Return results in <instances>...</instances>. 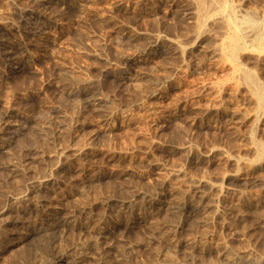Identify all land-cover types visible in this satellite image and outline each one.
Here are the masks:
<instances>
[{
	"label": "rangeland",
	"instance_id": "rangeland-1",
	"mask_svg": "<svg viewBox=\"0 0 264 264\" xmlns=\"http://www.w3.org/2000/svg\"><path fill=\"white\" fill-rule=\"evenodd\" d=\"M19 1L0 0V264H264V0H206L209 19L86 0L29 22ZM200 180L220 201L198 202ZM19 211L62 228L26 237Z\"/></svg>",
	"mask_w": 264,
	"mask_h": 264
},
{
	"label": "bare ground",
	"instance_id": "bare-ground-1",
	"mask_svg": "<svg viewBox=\"0 0 264 264\" xmlns=\"http://www.w3.org/2000/svg\"><path fill=\"white\" fill-rule=\"evenodd\" d=\"M21 1V0H20ZM19 1V2H20ZM23 1V0H22ZM26 3H27V5H24L25 7H28V11H26V12H24V14L22 15V16H25L26 17V20L28 19L29 21L31 20V16H33V11L31 10V6L32 7H35V9H36V7H41V6H48V4H54L56 7H60L62 10H64V9H66L67 7H69V6H71V5H75L77 2L79 3V2H81V1H86V0H24ZM193 1H195L196 2V4H197V6L200 8V10L202 11V9L204 8V6H205V1L206 0H193ZM214 1H216V0H214ZM217 2V1H216ZM219 3V2H218ZM21 4V3H20ZM208 4H209V6H212L209 2H208ZM225 4V3H224ZM227 4V3H226ZM50 5V6H51ZM215 5H217L216 3L213 5V6H215ZM220 6L222 5L223 6V3L222 4H219ZM23 6V5H22ZM209 6H208V8H209ZM212 6V7H213ZM218 6V5H217ZM219 6V7H220ZM207 7V6H206ZM226 7V6H225ZM224 7V8H225ZM46 8V7H45ZM199 8H198V11H199ZM216 8V6L214 7V9ZM229 8V7H228ZM232 8V7H231ZM230 8V9H231ZM54 9H55V7H54ZM206 10H207V8H205ZM214 9L212 10V8H211V10L212 11H214ZM229 9V10H230ZM16 10V9H15ZM18 10H20V9H18ZM38 10V9H37ZM36 10V11H37ZM60 10V9H59ZM197 10V9H196ZM204 10V9H203ZM210 10V8H209V11H211ZM217 10V9H216ZM220 10V9H219ZM223 11H224V9H222ZM40 10H38V12H39ZM200 11V12H201ZM208 11V10H207ZM207 11H204L205 13L204 14H202L203 13V11L200 13L199 12V14H202V16L203 17H205L206 18V16L208 15V14H213V13H207ZM14 12H16V11H14ZM13 12V13H14ZM20 12V11H19ZM40 12H42V11H40ZM39 12V13H40ZM45 12V11H44ZM43 12V13H44ZM233 12V11H232ZM232 12H231V14H232ZM12 13V14H13ZM197 15V13H196V15L198 16V18H199V16L200 15ZM207 14V15H206ZM230 14V16H232ZM22 16H20V18H23ZM212 16V15H211ZM254 16V15H253ZM252 16V17H253ZM14 17H17V16H14ZM24 17V18H25ZM49 17V14H48V12L47 13H45V14H42V15H38L37 16V18H36V21L31 25V23L30 24H26V25H28V28L30 29V32H31V29H36V28H40V27H42V25L45 23V20L47 19ZM207 17H209V15L207 16ZM214 17H215V15H214ZM250 17V16H249ZM52 18V17H51ZM232 19V17H229V19ZM246 18V17H245ZM248 18V17H247ZM256 18V17H255ZM255 18H253V20H255ZM19 19V18H18ZM206 19H209V18H206ZM211 19V18H210ZM235 19H239V18H235ZM234 19V20H235ZM27 20V21H28ZM205 20V19H204ZM253 20H251V19H248L247 21H248V23H249V25H250V27H251V25L253 26V28H255L256 27V29H257V23H255ZM256 20H258V19H256ZM20 21V20H19ZM28 21V22H29ZM33 21V20H32ZM236 21H238V20H236ZM259 21V20H258ZM235 22V21H234ZM241 22V21H240ZM239 21H238V23H240ZM261 22V21H260ZM200 23V22H199ZM236 23V22H235ZM237 23V24H238ZM245 23V22H244ZM262 23V22H261ZM198 24V23H197ZM201 24H202V22H201ZM207 24V23H206ZM227 24V23H226ZM246 24V23H245ZM239 25V24H238ZM242 24H240L238 27H240ZM244 25V24H243ZM249 25L247 26V27H249ZM261 26H262V24H261ZM199 27V26H198ZM202 27V26H201ZM232 27V26H231ZM245 27V25L244 26H242V28H244ZM246 27V28H247ZM249 27V28H250ZM263 27H264V23H263ZM204 28V27H203ZM241 28V29H242ZM233 29V28H232ZM236 29V28H235ZM245 29V28H244ZM251 30H252V28H250ZM256 29L255 30H253V31H256ZM258 29H260V28H258ZM262 30H263V28H261ZM204 30V29H203ZM234 30V29H233ZM241 31V30H240ZM247 31V30H246ZM253 31L251 32V34H253ZM259 31H261V30H259ZM258 30L256 31V32H259ZM235 32H237V29L235 30ZM241 32H243L244 33V30L242 29V31ZM228 33H230V32H228ZM239 33V32H238ZM238 33H232V35L231 36H229V38H228V40H227V42H228V44H227V46L225 47V51H226V56L225 57H227V56H230V57H234L235 58V56L237 57V54H239L240 52H241V50L243 49V46H242V43H241V40H242V38H241V34L239 35ZM249 33H250V31H249ZM249 33H248V31H247V33H245V34H248L249 35ZM260 33L261 32H259V35H260ZM244 34V35H245ZM256 34V33H255ZM226 35V34H225ZM248 35H246L247 37H249ZM258 35V37H260ZM264 35V34H263ZM263 35H261L262 37H260V38H263ZM253 36H254V34H253ZM255 36H257V35H255ZM245 37V36H244ZM244 39V38H243ZM252 39V38H251ZM259 40V39H258ZM257 41V40H256ZM263 41H264V39H263ZM250 42V41H249ZM255 42V39H253V43ZM258 43V42H257ZM226 44V43H225ZM244 44V43H243ZM258 44H260V43H258ZM262 44V43H261ZM264 44V43H263ZM221 45H224V44H221ZM0 46H1V44H0ZM225 46V45H224ZM244 47H247V46H245L244 45ZM262 47V46H261ZM259 48V49H262V48ZM252 48V47H251ZM154 49V46L153 45H151L149 48H144V51H149V50H153ZM219 49H221V48H219ZM248 49H250V47L248 48ZM259 49H256V50H259ZM5 50V49H4ZM14 50V49H13ZM254 50H255V48H254ZM255 50V51H256ZM143 51V50H142ZM223 51V50H222ZM221 51V52H222ZM224 51V52H225ZM14 52V51H13ZM263 52V51H262ZM243 53V52H242ZM241 53V54H242ZM255 53V52H254ZM261 53V52H260ZM225 54V53H224ZM245 54H248V53H245ZM13 53L12 52H10V51H1V53H0V60L2 61V62H9V61H11V59L12 58H14L13 56ZM244 55V54H243ZM136 56V55H135ZM135 56L133 57H131L130 59H128V61H127V64L128 65H130V63L131 62H133V61H135L136 59H135ZM261 56V55H260ZM263 56H264V53H263ZM230 57H227V58H230ZM258 57V56H257ZM241 58V57H240ZM260 58V57H259ZM262 58V57H261ZM225 60H226V58H224ZM258 59V58H257ZM229 60V59H228ZM227 60V61H228ZM236 60V59H235ZM234 60V61H235ZM139 61V60H138ZM137 62V61H136ZM230 62V61H229ZM231 62H232V59H231ZM238 63H239V61H237ZM232 64L233 63H231V66H232ZM19 65V64H18ZM14 68H19V66H16V67H14ZM234 67H232V69H233ZM235 71H239L240 73H244V74H246L247 75V71L246 72H244V69L242 70V68H240V66H235V69H234ZM253 71V70H252ZM249 72V71H248ZM235 74V73H234ZM255 74V73H254ZM253 74V75H254ZM245 75V76H246ZM249 75H250V73H249ZM252 74L250 75V77L251 76H253ZM239 76V75H238ZM233 77V76H232ZM237 77V76H236ZM235 77V78H236ZM234 78V77H233ZM252 78V77H251ZM243 79H246V78H244L243 77ZM243 79H241L242 81H243ZM248 80H250L249 78H247ZM257 79V78H256ZM235 80V82L237 83V80H239V79H234ZM247 80V81H248ZM255 80V78L253 79V80H251L252 82ZM245 81V80H244ZM252 82H251V84H252ZM255 82V81H254ZM253 82V83H254ZM256 82H258V81H256ZM255 82V83H256ZM239 83H242L241 81H239ZM249 85H250V83H249ZM256 85V84H255ZM253 86V85H252ZM257 86V85H256ZM260 86V85H259ZM247 87V86H246ZM250 88H251V85H250ZM259 88V87H258ZM257 90V89H256ZM259 91H261V90H259ZM255 92V91H254ZM69 93V92H68ZM72 93V92H71ZM258 94V93H257ZM260 94V93H259ZM263 94V93H262ZM262 96V95H261ZM255 97V96H254ZM256 97H258V96H256ZM259 99V98H258ZM257 100V99H256ZM91 101V100H90ZM90 103V102H89ZM95 103V102H94ZM258 103H259V101H258ZM262 103H263V100H262ZM86 104V103H85ZM91 105H94V104H91ZM13 137V136H12ZM2 138V137H1ZM5 141V140H4ZM7 142V141H6ZM0 143H2V142H0ZM6 144V143H5ZM59 154H62V152H60ZM47 180L48 179H43L42 181H40V182H38L39 184H35V183H32V182H29V183H27V185H26V191H25V194H24V196L26 197V198H31V194H36L37 192H41L40 191V189L42 188V189H45L46 188V184H47ZM51 182V181H50ZM51 184V183H50ZM48 185V184H47ZM221 187L220 186H218L217 184H214V183H209V182H206V181H202V180H200V181H198L195 185H193V192H194V195L196 196V198H197V200H198V202L202 205V204H205V203H207L208 201H218L220 198H219V196H220V194L222 193H220V194H216V195H214L215 196V198H213L212 197V195H213V192L214 191H221V189H220ZM36 192V193H35ZM215 193V192H214ZM223 194V193H222ZM163 195V194H162ZM30 198L28 199V200H30ZM220 201V200H219ZM149 202V201H148ZM154 203H155V201H153ZM158 202V201H157ZM156 202V203H157ZM164 201H162V200H160L157 204H160V206H163L164 205ZM207 204H209V203H207ZM215 204V203H214ZM155 205V204H154ZM199 206V205H198ZM204 207H206V206H204ZM158 208H159V206H158ZM28 211V210H27ZM29 211H31V210H29ZM21 214H22V218H23V220H20V221H17L16 222V225L17 226H30L31 227V224H33V228L34 229H32V231H30V232H28V233H25L26 234V237H28V235L30 234V233H36V232H39V233H45V234H48V233H55V232H57L60 228H62L61 227V225H60V223H57V221H55V222H53V221H51V222H49V223H47V221H45V220H40V221H37V222H35L34 223V221L32 222L31 221V213L30 212H26V211H19ZM50 214V213H49ZM50 219H54V218H50ZM49 219V220H50ZM38 220V219H37ZM55 220V219H54ZM35 221H36V219H35ZM63 227H64V225H63ZM29 230V229H28ZM27 232V231H26ZM23 236V235H22ZM34 236V235H33ZM36 236V235H35ZM26 237H24V238H26ZM24 242V241H23ZM63 255V254H62ZM61 255V256H62ZM63 259V258H62ZM56 263V262H55ZM59 263H60V261H59ZM79 262L78 261H75V264H78Z\"/></svg>",
	"mask_w": 264,
	"mask_h": 264
}]
</instances>
